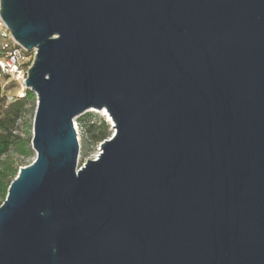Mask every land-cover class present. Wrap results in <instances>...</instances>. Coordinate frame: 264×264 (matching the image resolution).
<instances>
[{"label": "water", "instance_id": "obj_1", "mask_svg": "<svg viewBox=\"0 0 264 264\" xmlns=\"http://www.w3.org/2000/svg\"><path fill=\"white\" fill-rule=\"evenodd\" d=\"M36 49L34 160L0 264H264V0H0ZM114 133L79 163L76 118Z\"/></svg>", "mask_w": 264, "mask_h": 264}, {"label": "trees", "instance_id": "obj_2", "mask_svg": "<svg viewBox=\"0 0 264 264\" xmlns=\"http://www.w3.org/2000/svg\"><path fill=\"white\" fill-rule=\"evenodd\" d=\"M27 106L34 120L37 96L30 89L26 90L23 97L15 98L5 111L0 109V205L7 196L11 181L19 171V165H22L23 161L18 159L35 156L32 148L33 123L26 134L15 128ZM77 123L85 128V132L89 134L88 139L96 144L110 136L107 131L109 123L105 118H98L93 112L88 111L79 116Z\"/></svg>", "mask_w": 264, "mask_h": 264}, {"label": "built area", "instance_id": "obj_3", "mask_svg": "<svg viewBox=\"0 0 264 264\" xmlns=\"http://www.w3.org/2000/svg\"><path fill=\"white\" fill-rule=\"evenodd\" d=\"M35 55L36 49L27 50L18 43L0 16V93H5L9 84H15L19 90L18 95H25V80ZM75 127L78 131L77 122Z\"/></svg>", "mask_w": 264, "mask_h": 264}, {"label": "rangeland", "instance_id": "obj_4", "mask_svg": "<svg viewBox=\"0 0 264 264\" xmlns=\"http://www.w3.org/2000/svg\"><path fill=\"white\" fill-rule=\"evenodd\" d=\"M18 91H19L18 87L15 84H9V86L5 90V93L0 94V109L2 111H5L8 108L9 104H11L15 100V98L20 97L18 95ZM28 108L29 107L27 106L24 111V114L22 115V117L18 119L16 126H15L16 130L23 134H26V132L28 131V128L30 127V124L33 123V117H32L33 115L30 113ZM89 112H93L98 118L106 119V121L109 123L107 131L110 134L109 137H111L112 134L114 133V130L110 122L108 121L107 117L98 111L90 110ZM78 117L76 118V122L78 120ZM77 127L79 131V141L81 144L79 163L82 164L88 159L96 158V156L99 153L100 145L102 142H99L97 144L94 143L93 141L88 139L89 134L85 132V128L81 127L79 123H77ZM31 130H32V126H31ZM34 158L35 156L33 158L18 159V161L20 160L23 161L22 165H19V169L21 166L31 163L34 160Z\"/></svg>", "mask_w": 264, "mask_h": 264}, {"label": "bare ground", "instance_id": "obj_5", "mask_svg": "<svg viewBox=\"0 0 264 264\" xmlns=\"http://www.w3.org/2000/svg\"><path fill=\"white\" fill-rule=\"evenodd\" d=\"M90 110H91V111H98V112L102 113L104 116H106L107 119H108V121L110 122V124H111L113 130H114V127H113V126H114V122L111 120L109 114L107 113V111H106L105 109H103V110L90 109Z\"/></svg>", "mask_w": 264, "mask_h": 264}]
</instances>
